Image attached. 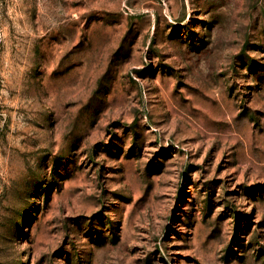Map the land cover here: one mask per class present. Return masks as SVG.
Returning a JSON list of instances; mask_svg holds the SVG:
<instances>
[{
  "label": "rangeland",
  "instance_id": "1",
  "mask_svg": "<svg viewBox=\"0 0 264 264\" xmlns=\"http://www.w3.org/2000/svg\"><path fill=\"white\" fill-rule=\"evenodd\" d=\"M0 217L24 264H264V0H0Z\"/></svg>",
  "mask_w": 264,
  "mask_h": 264
},
{
  "label": "trees",
  "instance_id": "2",
  "mask_svg": "<svg viewBox=\"0 0 264 264\" xmlns=\"http://www.w3.org/2000/svg\"><path fill=\"white\" fill-rule=\"evenodd\" d=\"M16 233H21L20 224L10 218L0 217V264H24L18 262L20 257L10 248Z\"/></svg>",
  "mask_w": 264,
  "mask_h": 264
}]
</instances>
